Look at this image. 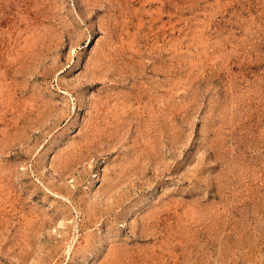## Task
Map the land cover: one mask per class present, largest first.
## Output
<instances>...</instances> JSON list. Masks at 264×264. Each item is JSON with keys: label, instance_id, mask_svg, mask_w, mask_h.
Segmentation results:
<instances>
[{"label": "rangeland", "instance_id": "rangeland-1", "mask_svg": "<svg viewBox=\"0 0 264 264\" xmlns=\"http://www.w3.org/2000/svg\"><path fill=\"white\" fill-rule=\"evenodd\" d=\"M0 264H264V0H0Z\"/></svg>", "mask_w": 264, "mask_h": 264}]
</instances>
